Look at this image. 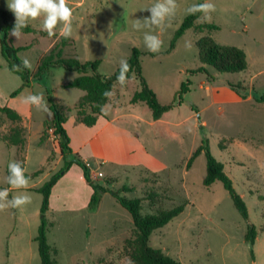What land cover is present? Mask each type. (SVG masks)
Masks as SVG:
<instances>
[{
	"label": "rangeland",
	"instance_id": "rangeland-1",
	"mask_svg": "<svg viewBox=\"0 0 264 264\" xmlns=\"http://www.w3.org/2000/svg\"><path fill=\"white\" fill-rule=\"evenodd\" d=\"M68 2L74 12L70 37L74 46L64 50L66 57L75 56L82 62L100 61L98 72L111 76L120 62L130 57L133 48L150 52L143 40L148 30H136L133 24L150 17L147 8L156 0ZM200 2L213 3L216 10L211 13L210 22H203L202 15L197 24H214L218 29L200 34L190 29L170 53L145 55L141 61L142 75L162 104L178 100L182 83L189 79V92L183 96V104L154 121L146 104L129 103L139 88L138 78L133 76L123 87L117 84L113 102L123 101L122 109L132 105L138 119L124 118L111 125L109 133H101L107 135L104 142L111 161L97 165L88 159L86 164L96 183L119 191L127 187L130 191L121 192L122 196L141 198L143 214L188 203L180 215L153 231L149 241L153 248L182 264H264V103L258 102L264 98V0H177L176 14L166 22L163 31L153 32L163 41L158 52L168 50L176 30L189 15L187 8ZM1 10L9 11L10 21H15L7 0H0ZM2 23L0 17V26ZM41 24L42 19L30 21L28 25L36 33H23L19 40L11 34L8 37L15 47H26L18 56L30 61L32 76L60 36L59 27L56 37L41 33ZM204 35L219 44L244 50L247 69L219 73L203 65L195 42ZM188 43L190 49L186 47ZM200 67L207 72H198ZM78 75L61 67L53 68L42 79H31L28 87L21 88V78L8 69L0 47V106L20 105L25 96L42 94L49 107L46 99L49 87L72 126L77 117L74 103L83 91L65 88L63 84ZM229 83L238 86L246 98L240 99ZM20 88L18 95L11 97ZM28 109L32 113L28 134L23 120L13 122L0 112V189L9 190V199L25 193L32 197L26 206L0 212V264H40L35 238L41 223L42 195L8 187V164L12 161L24 164L30 175L42 170L30 179L28 187L42 186L64 164L58 155L42 166L45 155L50 153L40 149L38 131L40 123L50 122L53 115L50 117L34 106ZM14 128L20 129L19 134ZM13 136L26 138V146L12 145ZM136 139L142 141L144 148L136 146L130 151ZM203 141L208 142L212 155L224 164L226 174L245 201L248 221L234 207L222 183L204 186V154L186 169L187 161ZM76 170L55 189L46 213L47 238L56 250L54 258L58 264H128L132 252L128 242L134 238L130 213L110 193L102 194L99 206L90 210L92 188ZM249 224L257 230L254 246L245 240Z\"/></svg>",
	"mask_w": 264,
	"mask_h": 264
},
{
	"label": "trees",
	"instance_id": "trees-1",
	"mask_svg": "<svg viewBox=\"0 0 264 264\" xmlns=\"http://www.w3.org/2000/svg\"><path fill=\"white\" fill-rule=\"evenodd\" d=\"M201 3L202 2L198 4ZM202 15L203 13L197 12L195 14H189L184 18L180 27L176 30L167 51L155 53L142 52L138 48H133L130 57L127 59V62L130 65L128 81L132 79L133 76H136L139 80V88L133 93L130 102L132 104H146L151 111L153 120L161 119L165 113L183 104V96L189 92L190 81L187 79L186 82L182 83L180 91L178 92V100L174 99L168 104H162L158 99L157 94L148 85L146 79L142 75V57L145 55L155 57L159 54L170 53L175 49L178 39L190 29H194L197 34H200L205 30L214 31L218 29V26L214 24H197V20ZM0 17L3 21L0 26L1 55L6 61L8 69L21 78V88L28 87L31 84V79H42V77L53 68L61 67L68 71L77 72L79 75L69 81L64 87L75 88L85 92V95L76 104L77 119L87 127L94 126L98 117L104 115L101 111V107L107 105L109 102V99L104 97L103 93L106 90H114V87L118 84L117 77L120 72V67H118L111 76L101 75L98 72L100 61L82 62L75 56L66 57L64 55V50L68 47L74 46V41L71 38L59 36V39L55 41L48 53L42 58L34 76L31 75V71L28 68H22L21 71H15L13 68L14 65L22 66V59L18 54L26 47H15L8 40L9 34L15 25V21H10L11 13L9 11L1 10ZM36 32L37 30L29 25L22 29V33ZM41 33L47 34L45 31H42ZM56 36L57 35L54 37ZM195 44L198 50L199 61L203 65H207L219 73H239L245 71L248 67L246 53L239 47L219 44L208 35H204L197 39ZM198 72L206 73L207 71L204 67H200ZM211 79L214 81L215 78L212 76ZM228 85L242 99H245V95L241 94L238 86H234L231 83ZM21 88L11 93V97L17 96ZM46 94L49 108L53 113V119L51 123L46 125V129H52L53 136L58 142L64 164L62 168L53 174L47 182L39 188L33 189V191L42 195V204L40 208L41 223L38 228V234L35 238V241L38 244L40 264H58L57 260L54 258L56 250H54V248L48 243V221L46 213L49 210L50 197L53 188L73 165H77L82 169L86 182L93 190L88 203V208L90 210H95L99 206L102 194L110 193L116 202L130 213L134 225V238L128 242L132 249L130 255V261L132 264H182L179 260L164 254L160 249L150 246L149 241L153 231L164 227L175 217L180 215L188 203H183L170 209H161L152 214H143L141 198L128 199L120 194L121 192H129V188L123 187L119 191L112 189L110 186H103L102 184L96 183L91 178L90 169L87 164L72 151L70 137L64 126L67 117L62 109L63 107L55 102L52 89L47 87ZM258 102L264 103V98H261ZM192 110L198 112L195 107H193ZM0 112L5 114V116L13 122H20L22 120L19 113L7 105L0 106ZM13 131L19 134L20 129L14 128ZM44 137L45 135L43 134L40 142L44 141ZM26 141V138L18 136L10 138V143L14 146H26ZM202 154H204L206 158V176L203 181L204 186L209 188L216 182L222 183L224 189L229 193L234 207L240 213L241 217L248 221L249 213L245 201L236 191L231 178L226 174L224 164L212 155L208 142L203 141L202 144L192 153L186 163V169L189 170L197 157ZM22 167L24 168V164ZM41 172L42 170H39L32 176L25 175L31 179ZM8 174L7 171V175ZM8 187L11 186L8 184ZM256 236L257 230L255 225L249 224L245 240L251 246H254Z\"/></svg>",
	"mask_w": 264,
	"mask_h": 264
},
{
	"label": "clouds",
	"instance_id": "clouds-1",
	"mask_svg": "<svg viewBox=\"0 0 264 264\" xmlns=\"http://www.w3.org/2000/svg\"><path fill=\"white\" fill-rule=\"evenodd\" d=\"M7 6L15 16V25L10 34L17 40L22 37V29L26 28L30 21L40 19H42L41 28L47 32L49 37L56 35L58 27L60 36L70 38L73 35L74 12L69 6L68 0H7ZM178 7L177 0H156L151 7L147 8L150 11V17L134 22L133 27L136 30H148L144 32L143 40L150 52L160 51L163 43L158 35L153 34L154 30L163 31L166 27V22L176 14ZM215 10L216 7L213 3L205 2L192 5L186 11L189 14L203 13L201 20L210 22L212 19L211 13ZM186 47L190 49L191 44H186ZM31 67L32 65L27 58L22 60V66H13L15 71H21L22 68L31 69ZM129 71L130 65L127 60H122L117 77V82L121 87L127 84ZM103 95L111 101L115 97V91L106 90ZM23 103L34 106L38 111L47 113L50 117L53 115L42 94H29L23 98ZM109 108L110 104L104 105L101 107V111L107 115ZM8 173L6 182L12 188L22 189L29 186L30 179L25 175V169L20 162H10L8 164ZM31 202L32 197L30 194H19L9 199V190L7 188L0 189V212L8 209H18ZM128 264H132V262L129 260Z\"/></svg>",
	"mask_w": 264,
	"mask_h": 264
},
{
	"label": "crops",
	"instance_id": "crops-1",
	"mask_svg": "<svg viewBox=\"0 0 264 264\" xmlns=\"http://www.w3.org/2000/svg\"><path fill=\"white\" fill-rule=\"evenodd\" d=\"M54 43H55V41H54ZM67 83H64L63 86L66 85ZM115 87H114V91L116 90ZM80 94H81L80 97L76 100V102L74 104L78 103V101L85 95V92L83 91ZM237 96L240 99H242L239 95H237ZM116 99H117V97H116ZM113 100H114V98H113ZM113 100H111V101L109 100V102L107 103V105L110 104V108L107 110L108 114L107 115L104 114L103 116H99L96 124L92 127H87L84 124L80 123L78 121L77 117H76L75 122L72 124V126L70 125L71 120L69 121L68 118L66 120V123L64 126H65V129L67 130L69 137H70V146L72 148V151L74 154H77L80 157V159L85 163H88V159H92L97 165H102L104 163H108L109 161H111V158L109 157L110 156L109 150L106 148L105 142H104V141L107 142V137H106L107 135H101V133L103 131H106L109 133V127L111 125H113L114 123H116L119 120H122L124 118L130 117L133 119H136V118L138 119V117L134 115L135 109L132 107V105H128L122 109L121 107L125 103H123V101L119 102L117 100L113 102ZM129 103H131V102L129 101ZM137 104H139V103H137ZM133 105H136V104H133ZM7 106H8V104H7ZM61 106H63V105H61ZM28 107L30 108L31 106L24 105V103L10 107V108L14 109L15 111H17L19 113V115L21 116L23 123L27 129V134L30 131L29 126H30L31 118H32V115H31L32 113L30 112V109H28ZM26 118H28L30 121L26 120ZM52 119H53V117H52ZM52 119H51V121H52ZM51 121L45 122V123H40V129L38 131V135L40 136V139L43 136L44 131H47V134L45 135L44 141L43 142L39 141L40 143H38V145L40 146V149H45V151L50 153L47 156L45 155L42 166H44L45 164L47 165L50 158L53 156H55V159H56L57 156L59 155L58 159L59 160L62 159L60 149H59V145H58L57 140H55V138L53 136L52 129L46 130V125L51 123ZM154 121H158V120H154ZM42 125H44V126H42ZM135 141H136V144H135V146H132L130 151L134 150L137 147L140 149L144 148V145H143L141 140L136 139ZM131 153H133V152H131ZM83 155L85 157H83ZM76 167H79V166L73 165L70 168V170L63 176V178L57 183V185L53 188L52 193H51V197H50L49 210H50L51 204H52L51 203L52 202V194L54 193L55 189L58 187V185H60V183L64 179L70 178V176L72 175V171H74V169H77L76 171H78L79 177L83 181H86L84 178V174H83L82 169L76 168ZM81 171H82V173H81ZM25 174H27V173L25 172ZM27 175L32 176L33 174L32 175L27 174ZM39 187H31L30 186V187L22 188V189L33 190V189H37ZM92 193H93V190H92Z\"/></svg>",
	"mask_w": 264,
	"mask_h": 264
},
{
	"label": "built area",
	"instance_id": "built-area-1",
	"mask_svg": "<svg viewBox=\"0 0 264 264\" xmlns=\"http://www.w3.org/2000/svg\"><path fill=\"white\" fill-rule=\"evenodd\" d=\"M100 176H102V174H99Z\"/></svg>",
	"mask_w": 264,
	"mask_h": 264
}]
</instances>
